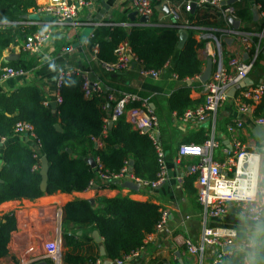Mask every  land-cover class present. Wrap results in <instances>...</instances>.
Returning <instances> with one entry per match:
<instances>
[{"label":"crops","instance_id":"obj_1","mask_svg":"<svg viewBox=\"0 0 264 264\" xmlns=\"http://www.w3.org/2000/svg\"><path fill=\"white\" fill-rule=\"evenodd\" d=\"M51 1L35 0L36 5L28 8L27 13L23 14H38V20L24 19L21 16L19 20H0V23H6V27L18 24L25 26L35 25L38 26V29L43 28L47 21L44 18L47 16L42 13L41 8ZM192 2H196V0H161V3L158 5L159 7L154 5V15L149 17L147 23H143L139 21L140 16L138 15L134 21L130 19V14L135 12L133 0H93L79 6L77 5V24H70L59 28L38 52L29 53L20 49L24 40H18L17 44L10 43L3 50L0 56V65L11 62L12 60H7L10 55L18 56L13 61L24 59L26 62L32 61V64L24 70L25 74L22 76L0 81V93H11L21 86L33 84L40 90L43 97V105H48L53 113L57 112V107L54 110L50 104L56 101L55 84L57 75L62 70L79 69L80 72L87 74L90 78L103 79L101 82L105 89L113 90L119 95L128 92V89L146 93L145 97L148 98L149 107L157 115L160 123V131L158 130L157 137L165 152L166 175L165 180L156 187L139 186L138 189H131L124 186V182L122 181L95 177L91 184L82 191H56L51 194H44L33 200L20 198L1 202L0 218L13 213L16 219V227L10 232L7 253L0 257V264H35L41 261L53 264V261H51V258L45 252V244L55 243L61 237L63 256V253L67 250L63 242V234L75 231L78 238L84 235L72 223L65 222V205L73 200H87L88 202L89 200H93L92 204L89 203L94 208L99 209L102 207L100 203L101 199H111L120 196L135 201L155 204L160 207V210L165 215L163 226L146 234L143 240L145 241L144 249L140 254L135 256L134 259L126 261L124 264L194 263L197 258L188 255L174 241L178 238L189 237L196 242L200 238L203 208L197 199L195 179L191 181V184L187 180L190 177L188 174L189 168L197 162L198 158L194 156H179L178 148L184 140L193 137L197 132L201 131L200 129H206L208 126L210 129L209 135L214 134L220 141V147L214 153V159H222L225 148L230 151L234 149L233 136L241 139L248 150L260 154V179L261 184L264 185V125L256 124L253 118L254 116L264 117L256 113L263 97L253 113L245 114L239 112L237 105L231 99L224 101L217 110L214 121L208 119L202 122H182L179 117L168 110V97L180 86L179 83L190 87L189 97L197 102L194 106L203 103L201 87L204 82L199 80V76L204 72L209 59L212 60L213 69L214 60L219 55L221 59L223 58L224 63H227L226 61L231 56L239 57L242 60H249L255 55V49L244 48L238 36L231 34L229 37H221L220 27L222 29L225 26L223 18L219 16V19L216 21L217 25L220 26L219 29L195 26L189 29L199 44L196 48V55L200 63V72L196 76L186 79L184 82H177L170 62L165 64L161 70H158L159 73L156 77L142 75L140 73V64L136 61L132 62L128 70L123 72L104 73V69L97 62L94 54L87 50L88 42L96 27L103 25L109 28L122 26L129 31L133 27L152 25V21H155L154 25L156 26H168L173 22V11L176 10L180 12L175 20L182 22L179 30H187L185 27L188 21L185 17L191 13L190 8L187 10V6H190ZM257 4H260L264 9V0H234L229 4L231 7L238 6L241 9L245 5L249 7L251 10V18L249 20L245 19L246 21H241L235 15V20L239 21L237 30L243 31L242 28L246 27L248 29L244 31L251 33L254 42H261V48L257 53V60L248 76L253 81L250 85L264 81V35L262 38H259L262 20L258 12L255 19L252 13V9ZM164 5L168 7V13L163 10ZM234 9L236 8L234 7ZM231 27L233 26L231 25ZM0 29L2 28L0 27ZM214 36L217 38L219 46L214 40ZM66 46H71L73 52H63V48ZM218 50H220V54ZM116 76L119 77L114 78ZM237 119L243 121L242 128L237 129L233 133L229 132L227 126L233 124ZM256 127L263 130V134H260L261 136L254 134ZM13 142H22L33 150L37 148L35 142H30L25 135L15 134L9 138L0 136V169L4 164L2 160L3 151L8 144ZM102 146L103 144L95 142V147L100 148ZM37 168L40 170L41 164ZM209 224L212 227L234 229L238 235L235 241L236 245L245 239L257 242L256 247L248 251L249 258L253 262L255 261L258 244L264 233V214L260 222L254 223L240 214L238 210L229 209V212L222 218L211 220ZM85 231L87 232L88 229L86 228L84 233H86ZM93 231L95 229L89 231L92 237ZM102 241L101 236L100 241L94 239L97 246L94 245L92 251H98L99 255L100 246L103 245ZM92 251H89L90 256L94 254ZM78 252L79 254L85 253L84 250H78ZM99 259L101 264H116L105 256ZM89 263L90 261L85 262V264Z\"/></svg>","mask_w":264,"mask_h":264},{"label":"trees","instance_id":"obj_2","mask_svg":"<svg viewBox=\"0 0 264 264\" xmlns=\"http://www.w3.org/2000/svg\"><path fill=\"white\" fill-rule=\"evenodd\" d=\"M160 3L161 0L152 2L153 6ZM35 5V0H0V20H19L27 13L28 8ZM234 7L235 15L241 21L251 18V10L247 5L242 9ZM185 18L191 26L215 29L220 27L216 23L219 13L210 3L197 5ZM172 21L168 26H156L155 21H152V25L133 27L129 31L122 26L96 27L87 50L92 52L97 46L94 56L102 66V63L115 61V47L120 42L127 41L141 68L158 71L170 62L177 82H184L200 72V63L196 55L199 44L192 36V31L187 28L188 36L183 47L179 49L178 30L182 22L175 19ZM247 29L242 28L245 31ZM37 30L38 26L35 25L18 24L0 29V56L10 43L17 44L18 40H25ZM7 64L15 69L26 70L32 61L26 62L21 59ZM117 77L119 76L114 78ZM97 80L100 81L104 93L86 98L82 90V75L76 72L65 75L59 88L62 102L57 106L56 113L51 112L48 105H43L40 90L33 84L21 86L11 93H0V136L6 138L14 136L16 122L24 120L33 124L40 140L38 153L22 142H13L5 147L2 154L4 164L0 169V203L20 198L33 200L56 191L86 189L95 178L96 172L88 163L90 157H98L104 169L111 172H118L125 163L132 160V172L136 177L147 181L157 178L160 166L156 147L148 134H141L131 127L125 114L119 116L112 126L107 128L106 135L102 134L104 119L107 117L106 108L113 104L107 101L106 94L109 92L115 96L119 94L105 89L101 82L103 79ZM179 84L180 86L167 100L168 110L177 117L197 103L189 97L190 87ZM127 91L125 93L146 96V93L135 90ZM202 98L204 100V96ZM256 113L264 116V96ZM56 123H59L62 131L56 130ZM200 130L183 143L202 144L209 138L210 129L208 126ZM92 137L101 138L103 146L95 147ZM28 140L32 142L30 138ZM67 147L71 149V153L66 151ZM41 156H46L49 164L47 188L44 192L40 189L41 177L37 168L41 164ZM195 178L196 175H190L187 180L191 184ZM100 203L102 207L99 209L94 208L87 200H73L65 205V222L72 223L84 235L78 238L75 231L63 234V242L67 248L63 253L64 263L85 264L86 261L94 262L102 257L98 251H92L97 244L89 231L94 229L103 239L105 257L115 261L142 246L146 234L155 231L161 218L160 207L152 203L121 196L101 199ZM15 227L16 219L13 213L0 218V257L7 253L10 232ZM86 228L88 231L84 233ZM78 250H84L85 253L79 254ZM90 250L94 252L92 256ZM242 257L243 253L238 252L226 258L222 264H242ZM253 264H264V233Z\"/></svg>","mask_w":264,"mask_h":264},{"label":"built area","instance_id":"obj_3","mask_svg":"<svg viewBox=\"0 0 264 264\" xmlns=\"http://www.w3.org/2000/svg\"><path fill=\"white\" fill-rule=\"evenodd\" d=\"M93 0H52L41 8L42 13L50 17L45 22L43 28H39L36 32L28 35L21 44V48L29 53L38 52L44 44L57 32L59 28L70 24H77V5L91 2ZM197 5L210 3L219 13L220 18L225 20V26L221 29V37H229L231 34L239 37L244 48L255 49V55L249 60H242L239 57L231 56L224 63L220 55L214 60L213 69L209 78L203 83L201 92L204 96L202 104L188 108L179 117L182 122L206 121L216 118V112L224 101L229 99L234 102L240 113H253L257 105L264 96V81L239 88L233 96L230 91L246 79L255 61L257 53L261 48V42H254L251 33L244 30H237L231 27L229 18L236 19L235 9L231 7L227 0H196ZM133 7L138 16L146 15L151 17L154 13L152 0H133ZM190 7L187 6V10ZM262 20V27L259 32V38L264 35V9L260 4L255 6ZM174 19L178 17L177 11H173ZM5 24L0 23L1 28H5ZM191 29L192 26L186 23V27ZM222 31L224 35L222 36ZM257 36V35H256ZM258 37V36H257ZM214 40L219 46L217 38ZM63 52L71 53L73 48L66 46ZM97 52V46L93 48L92 53ZM220 54V50H218ZM116 60L109 63H102L105 71L121 72L128 70L131 63L138 62L137 56L131 50L127 41L120 42L114 49ZM135 62V63H136ZM76 72L82 75V90L86 98H91L94 94L100 96L104 93L99 80L90 78L87 74L80 72L79 69L62 70L57 75L56 81V104L62 102L59 94V88L65 75ZM140 73L144 76L156 77L158 71L146 70L140 68ZM25 74L22 69L3 64L0 65V81ZM108 102H112L111 108L107 106V117L104 119L102 134L106 135L109 123L113 122L121 115L125 114L127 121L131 127L141 134H148L153 141L160 166L159 173L155 180L147 181L136 177L132 168L128 163L118 172H111L104 169L98 157H95L94 168L95 177L106 180H115L122 182L137 183L143 187H156L165 180V152L158 141L159 120L157 115L149 107L148 98L140 96L137 93H122L115 96L109 92L106 94ZM254 122L264 125V117L254 116ZM243 121L235 120L233 124L227 126L229 132L233 133L237 129L242 128ZM15 134L25 135L35 142L37 148L34 152L38 153L40 149V141L35 134L32 123L24 120L16 122L14 127ZM96 143L103 144L99 137H92ZM220 147V141L214 134L202 144L192 142L181 143L178 148L179 156H194L198 160L190 166L189 175H196L195 182L197 186V199L203 208L202 231L198 241H193L189 237L175 239V244L183 248L188 254L195 256L197 259L192 264H222L224 260L238 252L243 253L242 264H253L249 258L248 251L255 248L257 242L251 239H245L240 244H235L238 237L234 229L227 227H212L209 222L222 218L229 212V203H233V209H236L254 223L260 222L264 214V185L261 184L260 170V154L247 149L244 143L236 136H233V150L225 148L223 150L222 159H214V153ZM92 182V181H91ZM91 184V183H90ZM165 215L161 211V218L156 225V229L163 226ZM155 229V230H156ZM145 241L135 251L116 259V264H124L126 261L132 260L138 256L144 249ZM45 252L51 258L53 264H66L62 256V238L59 237L54 243L45 244ZM89 264H101L100 259L90 262Z\"/></svg>","mask_w":264,"mask_h":264},{"label":"water","instance_id":"obj_4","mask_svg":"<svg viewBox=\"0 0 264 264\" xmlns=\"http://www.w3.org/2000/svg\"><path fill=\"white\" fill-rule=\"evenodd\" d=\"M152 1H154V0H152ZM232 1H234V0H228L227 3L230 4ZM196 6H197V3L196 2H192L190 4V6H189L190 7V11L192 12L195 9ZM163 10L166 13L169 12L168 7L166 5H164ZM252 13H253V17L255 19L256 18V15H257V10L255 8H253L252 9ZM136 16H137V12L135 11V12H133V13L130 14V19L132 21H134V19H135ZM22 18H24V19L28 18V19L38 20L39 19V16L37 14H30V15H22ZM44 19L47 20V21H49L50 20V17L48 16V17H46ZM148 20H149V17L146 16V15H142V16L139 17V21L140 22L147 23ZM228 20H229V22L231 23V25L233 26L234 29H237L239 27V21L238 20H235L234 18H231V17ZM187 36H188V34H187V31L186 30H184V29L179 30V43H178V48L179 49L183 46V43L186 40ZM226 42H228V40H226ZM229 42H230V40H229ZM17 57L18 56L10 55V56H8V59L7 60L8 61H10V60L13 61V60H16ZM211 71H212V60L209 59L207 61V65H206V68H205L204 72L199 76V80L202 81V82H205L209 78V76L211 74ZM252 82L253 81L251 80V78L247 77L242 82H240L238 86H236L235 88H233L230 91L229 95L230 96H233V94L235 93L236 90H238L239 88H243L245 86H248V85L252 84ZM50 105H51V107L54 110L57 107L56 102H52ZM108 107L110 109L111 108V105H109ZM111 126H112V122L109 123V128ZM55 128L58 131H62V128L59 125V123H56L55 124ZM254 134L256 136H261L260 134H263V130L262 129H259L258 127H256L254 129ZM66 151L68 153L71 152V150L69 148H67ZM40 161H41V168L39 170V174H40V177H41L40 189H41V191L44 192L46 190V188H47L49 164H48V160H47V157L46 156H42ZM88 163L92 167H94V165H95L93 158H89L88 159ZM129 165L132 168V165H133V161L132 160L129 161ZM123 185L126 186V187H128V188H131V189H138L139 188V184L132 183V182H124ZM89 202L92 204L93 203V200H89ZM229 209L230 210H233V203L232 202L229 203ZM93 237H94V239L96 241H100V235H99V232L97 230L93 231ZM105 255H106L105 248L102 245V246H100V256L103 257ZM35 264H48V263L46 261H41V262H37Z\"/></svg>","mask_w":264,"mask_h":264},{"label":"rangeland","instance_id":"obj_5","mask_svg":"<svg viewBox=\"0 0 264 264\" xmlns=\"http://www.w3.org/2000/svg\"><path fill=\"white\" fill-rule=\"evenodd\" d=\"M177 11V13H179L180 11L179 10H176ZM30 15V14H29ZM38 15V14H37ZM39 16V15H38ZM48 17V16H47Z\"/></svg>","mask_w":264,"mask_h":264}]
</instances>
